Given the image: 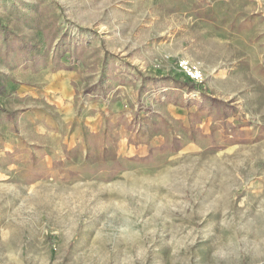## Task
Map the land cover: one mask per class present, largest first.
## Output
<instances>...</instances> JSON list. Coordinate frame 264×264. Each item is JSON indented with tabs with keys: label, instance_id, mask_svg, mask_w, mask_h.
Masks as SVG:
<instances>
[{
	"label": "rangeland",
	"instance_id": "1",
	"mask_svg": "<svg viewBox=\"0 0 264 264\" xmlns=\"http://www.w3.org/2000/svg\"><path fill=\"white\" fill-rule=\"evenodd\" d=\"M154 77L200 86L235 120L163 167L110 159L84 125ZM34 119L82 136L46 188L0 178V264H264V0H0V133L30 138Z\"/></svg>",
	"mask_w": 264,
	"mask_h": 264
},
{
	"label": "crops",
	"instance_id": "2",
	"mask_svg": "<svg viewBox=\"0 0 264 264\" xmlns=\"http://www.w3.org/2000/svg\"><path fill=\"white\" fill-rule=\"evenodd\" d=\"M125 76L129 84H132V76L128 72ZM149 79L153 86H158L154 88L143 83L138 88L131 87L135 96L132 108L124 107L127 101L119 97L124 93L117 88L112 91L110 108L107 109L111 118L87 122L84 125L85 136L101 139L102 150L110 159L140 165L150 160L153 162L151 168L163 167L173 158L176 145L177 148L181 147V153H186L191 148L197 150L195 144L199 147V143H211L220 139L222 133L220 128L216 131V124L223 118L228 121L235 120L233 107L223 108L224 104L209 97L207 90L200 89V86L184 82L179 84L167 77ZM128 97L129 95L126 98ZM193 97L196 99L192 100ZM141 103L147 105L142 111L137 108ZM26 123L30 138L22 131L17 132V127L0 133V178L7 180V184L1 187H7L8 192L11 188L22 191L46 188L47 175L56 174L61 177L68 174L70 168L64 170L56 167V162L64 157L60 154L62 145L65 152L70 151L72 139L79 135L80 142L82 136L80 133L83 127L77 125L66 130V125L58 120L34 119ZM83 151L86 153L93 150L87 144ZM217 154L219 156L220 151ZM48 160L56 167L53 171H49V166L47 167ZM72 167L75 168V165ZM134 169L135 174H141L140 167L135 165ZM130 173L132 172L124 171L119 176L124 177ZM104 187L111 186L103 184L101 188Z\"/></svg>",
	"mask_w": 264,
	"mask_h": 264
},
{
	"label": "built area",
	"instance_id": "3",
	"mask_svg": "<svg viewBox=\"0 0 264 264\" xmlns=\"http://www.w3.org/2000/svg\"><path fill=\"white\" fill-rule=\"evenodd\" d=\"M180 67L182 68V70L183 71H186V73L189 75V76H191L193 79H198L200 76H199V74H198V72H194V71H192V68H190L187 64H186V62H182L181 64H180Z\"/></svg>",
	"mask_w": 264,
	"mask_h": 264
},
{
	"label": "bare ground",
	"instance_id": "4",
	"mask_svg": "<svg viewBox=\"0 0 264 264\" xmlns=\"http://www.w3.org/2000/svg\"><path fill=\"white\" fill-rule=\"evenodd\" d=\"M116 185V184H115ZM145 190V189H144ZM123 195V194H122Z\"/></svg>",
	"mask_w": 264,
	"mask_h": 264
}]
</instances>
